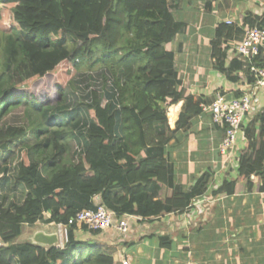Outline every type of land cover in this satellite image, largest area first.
Masks as SVG:
<instances>
[{
    "label": "trees",
    "instance_id": "16d2710c",
    "mask_svg": "<svg viewBox=\"0 0 264 264\" xmlns=\"http://www.w3.org/2000/svg\"><path fill=\"white\" fill-rule=\"evenodd\" d=\"M171 1L0 0V264H114L115 246L78 238L75 224L65 248L18 239L26 224L67 223L95 208L96 195L118 216L150 218L183 213L209 188L210 171L188 193L171 188L163 156L174 132L202 111L199 99L186 96L170 128L168 108L184 97L166 48L184 26ZM235 31L221 23L211 42L222 71ZM82 70L101 84L83 100L67 91ZM259 117L258 133L246 131L237 179L225 180L217 194L243 185L264 192V113ZM70 139L77 143L72 161ZM165 188L172 190L162 196Z\"/></svg>",
    "mask_w": 264,
    "mask_h": 264
},
{
    "label": "crops",
    "instance_id": "0c3cea01",
    "mask_svg": "<svg viewBox=\"0 0 264 264\" xmlns=\"http://www.w3.org/2000/svg\"><path fill=\"white\" fill-rule=\"evenodd\" d=\"M170 4L176 19L184 23L175 39L166 44L175 54L184 95L172 105L176 113L174 120L168 113L170 128H176L186 96L199 99L202 108L187 127L174 132L165 146L163 156L169 168L170 186L188 193L207 171L212 174V182L197 197L198 202L192 201L183 213L168 212L131 220L130 231L124 235L113 227L99 234L78 228L76 236L94 237L114 245V264H122L125 258L130 264H264V192L243 185L232 195L216 193L225 180L237 179L238 159L248 149L246 131L255 129V134L258 133L259 115L264 113V108L262 113L251 115L244 122L234 161L225 164L220 153L224 129L202 107L213 101L218 90L238 94L249 77L244 62L228 49H225L226 71L215 66L211 42L218 26L228 19L234 20L236 31L230 40L240 39L244 28L263 22L264 0H172ZM262 95L264 105V90ZM171 190L165 188L162 196ZM38 231L51 235L56 228L46 224L29 232L26 241L32 242Z\"/></svg>",
    "mask_w": 264,
    "mask_h": 264
},
{
    "label": "built area",
    "instance_id": "2783aa9c",
    "mask_svg": "<svg viewBox=\"0 0 264 264\" xmlns=\"http://www.w3.org/2000/svg\"><path fill=\"white\" fill-rule=\"evenodd\" d=\"M228 25H236L234 20H226ZM240 39L229 40L226 49L244 62L249 72L244 84L238 89V94L230 95L226 91L218 90L213 101L208 105H202L205 111L212 114L213 122L224 129V137L220 145V153L225 158V164L234 161V151L239 132L244 122L251 115L262 113V91L264 90V26L254 24L243 29ZM168 110V113L170 111ZM239 160V159H238ZM95 208H87L78 211L67 223H51L56 228V246L65 248L69 238L68 230L71 225H77L79 229L106 232L115 228L120 234H127L131 228V220L141 219L142 216L123 214L118 216L116 212L104 205L101 196H94ZM194 203L198 200L195 198ZM44 213L45 219L50 216ZM38 225L44 227V220H38ZM122 264H130L125 258Z\"/></svg>",
    "mask_w": 264,
    "mask_h": 264
},
{
    "label": "rangeland",
    "instance_id": "374dc122",
    "mask_svg": "<svg viewBox=\"0 0 264 264\" xmlns=\"http://www.w3.org/2000/svg\"><path fill=\"white\" fill-rule=\"evenodd\" d=\"M91 72L87 70H82L79 72L73 80V83L67 88L68 93L74 97V94L79 97V99L83 100L86 98V94L92 89L97 86H101L100 83L94 82L93 78L90 77ZM95 79V78H94ZM100 82L103 81V79H98ZM14 113V114H13ZM12 114L15 116L16 121H20L22 115H23V110L22 109H17L13 112ZM69 155L67 157L68 161L74 160L76 157V148H77V143L74 139L69 140ZM12 199V193H10L9 200ZM42 227L41 225L35 224L34 226L31 225H24L23 226V232L21 236L19 237L18 241H26L27 234L29 232H33L36 229Z\"/></svg>",
    "mask_w": 264,
    "mask_h": 264
},
{
    "label": "water",
    "instance_id": "95a60500",
    "mask_svg": "<svg viewBox=\"0 0 264 264\" xmlns=\"http://www.w3.org/2000/svg\"><path fill=\"white\" fill-rule=\"evenodd\" d=\"M32 242L41 246L56 245L57 233L55 232L54 234L46 235L43 231H38L35 233V237L33 238Z\"/></svg>",
    "mask_w": 264,
    "mask_h": 264
},
{
    "label": "bare ground",
    "instance_id": "6f19581e",
    "mask_svg": "<svg viewBox=\"0 0 264 264\" xmlns=\"http://www.w3.org/2000/svg\"><path fill=\"white\" fill-rule=\"evenodd\" d=\"M175 110H174V107L172 106L171 108H170V111H169V115H170V117H171V119L172 120H174L175 119Z\"/></svg>",
    "mask_w": 264,
    "mask_h": 264
}]
</instances>
